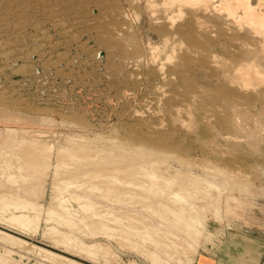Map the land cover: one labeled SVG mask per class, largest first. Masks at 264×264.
<instances>
[{
	"label": "rangeland",
	"instance_id": "rangeland-1",
	"mask_svg": "<svg viewBox=\"0 0 264 264\" xmlns=\"http://www.w3.org/2000/svg\"><path fill=\"white\" fill-rule=\"evenodd\" d=\"M255 12L264 0H0V196L74 224L30 211L20 229L0 198V230L24 241L0 240V264H56L39 249L192 264L231 227L264 234Z\"/></svg>",
	"mask_w": 264,
	"mask_h": 264
},
{
	"label": "bare ground",
	"instance_id": "bare-ground-1",
	"mask_svg": "<svg viewBox=\"0 0 264 264\" xmlns=\"http://www.w3.org/2000/svg\"><path fill=\"white\" fill-rule=\"evenodd\" d=\"M189 1H193V0H189ZM197 1V0H196ZM246 7H248V6H246ZM249 8V7H248ZM248 21L249 22H251L252 24H256L257 26H259V27H263L264 26V13L262 12H255V13H251L250 14V16H249V18H248ZM243 76L241 77V85H243L244 87H247V86H251V87H255V86H257L260 82H262L263 80L262 79H259L258 77L257 78H251L250 76H248V75H245V74H242ZM262 80V81H261ZM264 82V81H263ZM261 171H263V174H264V169H263V167H262V169H261ZM260 174H261V172H260ZM1 190V189H0ZM1 192H3V191H1ZM3 193H5V192H3ZM9 192H7V195H4L3 194V198H1L2 197V195L0 196V198L3 200V201H5V199L7 200H9L10 198H13V200H15L16 201V203H15V201H14V203L13 204H11L12 205V209H10L11 211H10V216H9V218L7 217V219L9 220L8 222H12V220L15 222L14 224L16 225V226H18L20 229L22 228V229H26L27 228V226H29L32 222V220L34 219V218H32L33 217V215L31 214V213H27V212H35L36 213V219L37 218H39L41 215H42V213H43V215H44V219L47 221V220H49L50 221V219H52V220H54V221H56V222H58L59 221V223L60 222H65V223H68V224H66V225H69L72 221L69 219V217L67 216V215H64V214H62L61 212H58V211H55L54 209H52V208H49V207H47V208H43L42 206H41V204H39V203H37V202H35V201H32V200H30V199H28V198H24V197H21V196H19L17 193H14V194H12V193H10V194H8ZM1 201V200H0ZM12 202V201H11ZM5 203H3V205H4ZM10 204V203H9ZM5 206V205H4ZM6 207H8V205H6ZM3 208V207H2ZM5 209V208H4ZM7 209V208H6ZM1 211H2V209H1ZM4 211V210H3ZM30 214L32 215V216H30ZM179 214V213H178ZM34 221V220H33ZM53 222V221H52ZM37 224V223H36ZM71 224H73V223H71ZM96 224V223H95ZM69 226H71V225H69ZM72 226H74V224L72 225ZM30 227H32V226H30ZM34 227V226H33ZM35 228H37L36 226H35ZM100 228V227H99ZM102 228H104V227H101V229ZM28 229V228H27ZM31 229V228H30ZM50 229V228H49ZM93 229H94V226H93ZM95 229H96V226H95ZM94 229V230H95ZM105 229V228H104ZM51 230V229H50ZM55 230V229H54ZM53 230V231H54ZM30 231V230H29ZM48 232V231H47ZM100 233H102V232H100ZM44 234V233H43ZM42 234V235H43ZM54 234V233H53ZM56 235H57V233H56ZM59 236V235H58ZM57 236V237H58ZM46 237V236H45ZM56 237V238H57ZM63 237V236H62ZM65 237V236H64ZM54 238V237H53ZM61 239V238H60ZM0 240H2V241H4L5 243H9V244H11V245H13V244H15V243H18L17 245L19 246V244L20 243H23L24 241L21 239V238H19V237H17V236H15V235H13V234H8V233H5V232H2L1 230H0ZM61 242L62 241H58V243H60V245H62L61 244ZM25 244V243H24ZM93 244V243H92ZM14 246V245H13ZM24 246V245H23ZM22 246V247H23ZM64 246V245H63ZM30 247V246H29ZM80 247V246H79ZM82 248V247H81ZM84 248V247H83ZM88 248V247H87ZM22 249V248H21ZM26 250H27V248H25ZM85 249V248H84ZM85 251H87V249L85 250ZM95 252V251H94ZM85 253V252H84ZM88 253H89V251H88ZM38 254H40L41 256V259H43V260H45V261H48V262H54V263H56V264H66V263H64V262H62V261H60V259H59V255L57 254V253H54V252H52V251H50V250H47V249H39L38 250ZM2 256V255H1ZM7 256V255H6ZM1 258H3V257H1ZM0 258V259H1ZM58 258V259H57ZM4 259V258H3ZM64 259V258H63ZM39 260V259H38ZM1 261V260H0ZM67 261V260H66ZM68 261H69V263H67V264H81L80 262H78V261H76V260H72V259H68ZM3 262H5V261H3ZM7 262V261H6ZM45 263V262H44Z\"/></svg>",
	"mask_w": 264,
	"mask_h": 264
},
{
	"label": "crops",
	"instance_id": "crops-1",
	"mask_svg": "<svg viewBox=\"0 0 264 264\" xmlns=\"http://www.w3.org/2000/svg\"><path fill=\"white\" fill-rule=\"evenodd\" d=\"M193 256L192 264H263L264 234L231 227Z\"/></svg>",
	"mask_w": 264,
	"mask_h": 264
}]
</instances>
